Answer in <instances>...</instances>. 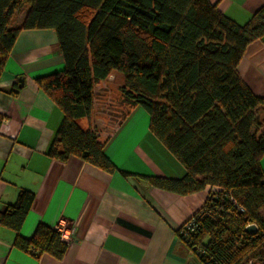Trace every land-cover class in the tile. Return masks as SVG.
<instances>
[{"label": "trees", "instance_id": "16d2710c", "mask_svg": "<svg viewBox=\"0 0 264 264\" xmlns=\"http://www.w3.org/2000/svg\"><path fill=\"white\" fill-rule=\"evenodd\" d=\"M28 30H53L65 64L36 79L64 115L50 158L115 170L93 122L95 87L119 75L128 106L122 120L143 108L152 133L188 171L183 180L150 184L181 195L211 187L189 219L197 225L192 243L178 238L204 264H264V99L238 72L246 48L264 38V6L242 26L210 0H0V74ZM34 199L22 190L0 210V226L16 232L19 250L61 260L67 244L55 228L41 223L31 239L20 234ZM252 224L258 231L249 234Z\"/></svg>", "mask_w": 264, "mask_h": 264}, {"label": "crops", "instance_id": "0c3cea01", "mask_svg": "<svg viewBox=\"0 0 264 264\" xmlns=\"http://www.w3.org/2000/svg\"><path fill=\"white\" fill-rule=\"evenodd\" d=\"M210 2L242 26L264 6V0ZM64 69L53 30L20 33L0 74V115L7 118L0 122V210L13 205L22 190L31 191L35 199L21 236L31 239L41 223L54 228L65 222L71 241L61 260L38 257L16 248V232L0 226V264H204L177 233L204 207L211 187L181 195L150 184L153 178L183 180L188 171L152 133L143 108L131 110L110 133L100 130L114 171L76 157L61 162L48 156L64 115L36 79ZM238 72L264 99V38L246 48ZM102 123L97 116L93 127Z\"/></svg>", "mask_w": 264, "mask_h": 264}, {"label": "rangeland", "instance_id": "374dc122", "mask_svg": "<svg viewBox=\"0 0 264 264\" xmlns=\"http://www.w3.org/2000/svg\"><path fill=\"white\" fill-rule=\"evenodd\" d=\"M28 9L24 8L22 12L16 16L13 27L20 26L24 20ZM18 20H21L18 24ZM122 84L120 76L112 81L106 82L105 85L97 88L96 92V107L95 116L103 119L102 126L98 127L102 133H110L112 128L122 120L125 113L128 111V106L121 103L119 99L118 88ZM95 117V119H96Z\"/></svg>", "mask_w": 264, "mask_h": 264}, {"label": "built area", "instance_id": "2783aa9c", "mask_svg": "<svg viewBox=\"0 0 264 264\" xmlns=\"http://www.w3.org/2000/svg\"><path fill=\"white\" fill-rule=\"evenodd\" d=\"M196 224L194 220H188L182 227L178 230V235L181 237V239L186 243V244H191V235L192 233L195 232L196 229ZM55 230L61 233V238L62 241L66 244H69L71 241V235L70 231L71 229L66 225L65 222H61V224L57 225L54 227ZM200 254H202V251H198Z\"/></svg>", "mask_w": 264, "mask_h": 264}, {"label": "water", "instance_id": "95a60500", "mask_svg": "<svg viewBox=\"0 0 264 264\" xmlns=\"http://www.w3.org/2000/svg\"><path fill=\"white\" fill-rule=\"evenodd\" d=\"M258 231V227L254 224L247 226L246 232L249 234H254Z\"/></svg>", "mask_w": 264, "mask_h": 264}]
</instances>
